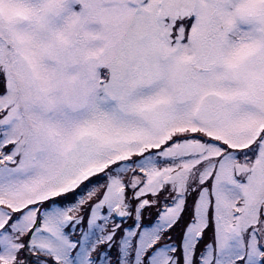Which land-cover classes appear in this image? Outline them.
Here are the masks:
<instances>
[{"label": "snow or ice", "instance_id": "snow-or-ice-1", "mask_svg": "<svg viewBox=\"0 0 264 264\" xmlns=\"http://www.w3.org/2000/svg\"><path fill=\"white\" fill-rule=\"evenodd\" d=\"M0 264H264V0H0Z\"/></svg>", "mask_w": 264, "mask_h": 264}]
</instances>
